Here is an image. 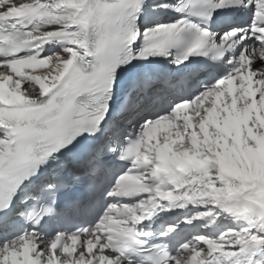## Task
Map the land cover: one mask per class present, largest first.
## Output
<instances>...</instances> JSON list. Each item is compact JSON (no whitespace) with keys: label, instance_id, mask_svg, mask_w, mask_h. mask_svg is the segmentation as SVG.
<instances>
[{"label":"snow or ice","instance_id":"1","mask_svg":"<svg viewBox=\"0 0 264 264\" xmlns=\"http://www.w3.org/2000/svg\"><path fill=\"white\" fill-rule=\"evenodd\" d=\"M0 264H264V0H0Z\"/></svg>","mask_w":264,"mask_h":264}]
</instances>
